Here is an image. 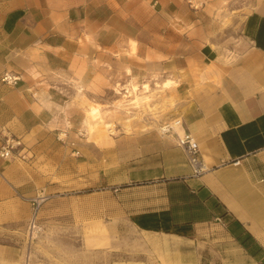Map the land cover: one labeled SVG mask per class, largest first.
Returning <instances> with one entry per match:
<instances>
[{
	"label": "crops",
	"instance_id": "crops-1",
	"mask_svg": "<svg viewBox=\"0 0 264 264\" xmlns=\"http://www.w3.org/2000/svg\"><path fill=\"white\" fill-rule=\"evenodd\" d=\"M178 1L0 0L3 69L18 77L0 85V130L26 152L24 160L0 158V222L29 220V198L43 191L51 196L41 213L100 225L89 233L130 224L155 245L144 264H264V0L231 12L233 30L218 27L233 31L231 40L204 26L197 47L200 12ZM164 17L175 30L190 25V53L154 62L168 76L163 85L173 83L182 129L208 168L199 176L175 135L152 128H95L75 140L76 152L58 136L66 125H86L102 89L100 62L112 58L101 54L113 49L108 34L126 38V50L135 42L136 53L138 35ZM18 251L0 244V264H21Z\"/></svg>",
	"mask_w": 264,
	"mask_h": 264
},
{
	"label": "rangeland",
	"instance_id": "rangeland-1",
	"mask_svg": "<svg viewBox=\"0 0 264 264\" xmlns=\"http://www.w3.org/2000/svg\"><path fill=\"white\" fill-rule=\"evenodd\" d=\"M178 3L181 8L185 7L187 10L192 8L200 12L195 23L194 41L197 47L198 42L203 41L204 26L208 31L210 30L212 36L221 35L225 37L222 41L228 38L231 40L234 32H225L226 29H221L219 32L218 27L224 26L228 28L227 30H233L234 24H238L239 21L234 23V17H229V14L235 12L236 8L250 9L252 0H179ZM210 10L216 11L214 14L221 11L222 16H209ZM215 30H218L217 34ZM112 36L115 37L114 42H111L113 49L101 50L105 58H112L105 59L104 63L100 62L99 82L102 89L98 93L96 102L91 104L99 108V113L94 118H90L86 112L85 126L74 128L72 125H66L58 134L65 140L71 138V140L68 139V143L73 146L75 152L77 151L75 140L87 138L95 128L111 135L122 130L139 131L151 128L160 134L175 135L173 131L163 133L161 126L165 123L172 124L176 118L181 119L178 111L174 109L177 106V100L169 89L173 83L169 87L163 85V81L168 76L160 70L159 65H156L154 58H164L175 52L190 53V40H192L190 25L184 29L175 30L168 24L165 17L162 20L150 22L147 29L138 35L140 47L137 48L136 53H130L135 50V42L128 41L129 51L125 48L126 38L121 37L120 34H108L109 38ZM4 71L6 70L3 69V57L0 54V85L1 83L9 84L1 80ZM150 79H153L152 84L149 82ZM134 83L137 87L135 91L124 97L125 90L130 89ZM144 84L147 87H144ZM85 118H82V124ZM89 121L97 122L98 125L90 127L87 124ZM174 128L179 132L176 125ZM0 135V141L6 135L14 136L7 129L0 130ZM23 152L25 155V150ZM1 159L24 160L25 156ZM4 187L6 183L0 175V197L4 194ZM46 203L47 201H44L41 204L36 214L34 227L29 226L28 220L13 223L0 222V244L16 251L18 249V252L23 254L21 264H112L114 261V263L143 262L144 264L148 257V249L152 251L155 248L154 243L147 242L139 231L124 220H120L109 230L101 225L104 230L92 234L89 233V229L93 221L75 222L72 214H69L67 218L58 215L51 217L49 212L43 214L41 208ZM105 235L113 239L111 245L107 244ZM92 236H99L104 240L97 246V241L91 240ZM151 260L153 261L154 258Z\"/></svg>",
	"mask_w": 264,
	"mask_h": 264
},
{
	"label": "built area",
	"instance_id": "built-area-1",
	"mask_svg": "<svg viewBox=\"0 0 264 264\" xmlns=\"http://www.w3.org/2000/svg\"><path fill=\"white\" fill-rule=\"evenodd\" d=\"M18 77L15 74H12L9 71H4L1 75V80L7 83H15ZM174 125L177 127L182 126V120L179 118L174 119L172 124L165 123L161 126V131L163 133L173 131L175 134L176 144L180 146L186 156L189 166L191 167L192 175L199 176L208 168L204 163L203 159L200 156L198 143L195 137L188 131L182 130L177 132L174 128ZM25 147L20 138L14 137L11 135H6L5 138L0 143V157L1 158H23ZM51 194L45 193L43 191L37 192L34 196L29 198L31 203V216L29 218V226H35V218L38 213L41 204L49 199Z\"/></svg>",
	"mask_w": 264,
	"mask_h": 264
},
{
	"label": "bare ground",
	"instance_id": "bare-ground-1",
	"mask_svg": "<svg viewBox=\"0 0 264 264\" xmlns=\"http://www.w3.org/2000/svg\"><path fill=\"white\" fill-rule=\"evenodd\" d=\"M165 84H167L168 83V81H165L164 82ZM144 87H147L145 84H144ZM137 87H136V85H135V83L131 86V88L129 89H127V90H125V93L123 94V96H129V94L130 93H132L133 91H135V89H136ZM132 96V95H131ZM146 97V96H145ZM145 97H144V99H145ZM136 99V98H135ZM137 99H139L138 97H137ZM134 100V99H133ZM137 101V100H136ZM135 101V102H136ZM134 102V103H135ZM139 102V101H138ZM136 105V104H135ZM99 108H97V106H95V105H92V106H90L89 108H87V116L88 117H90V118H94L98 113H99V110H98ZM100 116V115H99ZM107 123V122H106ZM88 125L90 126V127H96V125H98V123L97 122H88ZM108 126V125H107ZM106 126V127H107ZM102 129H103V127H102ZM177 129H178V131L179 132H181L183 129H182V126L181 125H179L178 127H177ZM105 133V132H104ZM100 225L99 224H95V225H93L92 227H90V229H89V231L90 232H92V231H94V230H96L98 227H99ZM26 256V255H25ZM27 257V256H26ZM25 258V257H24Z\"/></svg>",
	"mask_w": 264,
	"mask_h": 264
},
{
	"label": "trees",
	"instance_id": "trees-1",
	"mask_svg": "<svg viewBox=\"0 0 264 264\" xmlns=\"http://www.w3.org/2000/svg\"><path fill=\"white\" fill-rule=\"evenodd\" d=\"M225 213H222V216H224Z\"/></svg>",
	"mask_w": 264,
	"mask_h": 264
}]
</instances>
